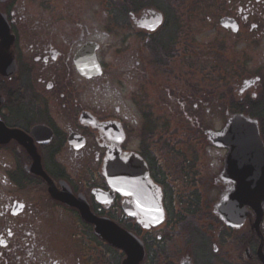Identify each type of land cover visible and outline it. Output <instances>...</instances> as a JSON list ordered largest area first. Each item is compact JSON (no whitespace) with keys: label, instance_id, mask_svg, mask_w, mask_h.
Listing matches in <instances>:
<instances>
[{"label":"flooded vegetation","instance_id":"1","mask_svg":"<svg viewBox=\"0 0 264 264\" xmlns=\"http://www.w3.org/2000/svg\"><path fill=\"white\" fill-rule=\"evenodd\" d=\"M185 1L191 0L0 4L14 36L9 60L16 68L9 77L0 74V120L26 135L58 191L67 184L76 198L87 200L94 215L138 238L144 249L140 264H264V201L260 232L253 229L257 214L247 208L239 225L226 223L219 214L218 205L231 187L220 176L230 149L201 144L205 148L196 152L185 147L179 142L181 121L159 132L161 118L197 119L196 112L230 118L240 113L259 121L264 145V0H193L194 15L183 14ZM215 18L217 25L211 28L229 38L250 35L256 42L259 37L255 70L249 68L248 48L242 47L246 39L240 46L235 42L232 50L228 47L233 42L213 43L216 36L210 43L203 39L206 45L201 47V36L185 30L196 21L212 24ZM223 19L235 21L239 31L223 28ZM88 44L97 45L102 71L92 78L77 68V56ZM200 71L209 78L211 95L206 100L184 97L185 80ZM248 80L255 83L246 88ZM137 96L145 114L137 108ZM208 148L223 152L217 163L208 162ZM132 158L145 165L138 178L149 191L111 186L107 166ZM0 162L9 166L1 179L4 185L43 191L49 203L40 196L37 204L25 205L14 216L19 199L0 192V264H125L123 249L96 237L77 210L51 199L49 183L31 174L34 159L17 140L0 145ZM21 178L32 185L20 186ZM96 191L105 198L98 199ZM149 204L158 207L160 217H149L154 212ZM41 214H54L55 222H40ZM41 228L52 231L45 246Z\"/></svg>","mask_w":264,"mask_h":264},{"label":"water","instance_id":"2","mask_svg":"<svg viewBox=\"0 0 264 264\" xmlns=\"http://www.w3.org/2000/svg\"><path fill=\"white\" fill-rule=\"evenodd\" d=\"M6 1L8 0H0V3H5ZM159 24L160 22L155 27ZM222 26L225 28L233 27L235 32L238 31L235 22L229 19L222 20ZM13 43L14 36L11 35V28L7 17L0 13V74L7 77L13 75L16 71L14 63L9 60V52ZM95 52L96 46L89 44L78 55V67L85 77L90 78L97 75L95 70L97 69L98 72V66L96 64ZM5 58H8L11 64ZM253 84L254 81L247 82L245 87L249 88ZM1 104L2 99L0 98V106ZM36 133L37 130L33 134L35 135ZM12 139L17 140L23 145L34 159L30 171L33 175L43 177L49 183V193L54 200L77 209L82 219L95 227V233L99 238L107 241L114 247L123 249L128 255L125 264H140L144 258V249L138 238L121 229L111 220L96 217L91 212L86 199L83 196L76 198L67 184L63 183L62 191H58L45 173L40 157L26 135L19 131L7 129L0 120V145L7 144ZM210 140L217 147L230 149L222 177L225 181L232 183L233 190L231 195L219 204V214L226 223L239 225L245 220L247 215L245 209L251 208L258 217L253 229L260 232L263 218L261 206L264 201V146L259 136L258 124L244 117L235 116L231 120L227 132H223L218 136L212 135ZM144 166L143 163L134 158L130 159L129 162H122L118 166L108 165L106 168L107 178L114 188L123 185L125 190L132 192H139L137 187H140L142 191H149V188L144 187L138 178L144 170ZM123 193L127 194L126 191ZM140 196L147 198L148 194L141 193ZM97 197L101 200L105 198V195L97 191ZM149 206L154 211L149 214L150 218L161 216L160 212L156 211L158 209L156 205L149 204ZM23 209V205H15L14 214L22 213Z\"/></svg>","mask_w":264,"mask_h":264},{"label":"rangeland","instance_id":"3","mask_svg":"<svg viewBox=\"0 0 264 264\" xmlns=\"http://www.w3.org/2000/svg\"><path fill=\"white\" fill-rule=\"evenodd\" d=\"M205 11H206V7H204ZM218 11V10H217ZM220 14H222V11H219ZM204 13V12H202ZM183 14L184 15H194L195 13H192V9L188 8V7H183ZM223 15H219V17H221ZM218 18H215V20L213 21L212 24L207 23V24H202L199 21H196L193 25V28H186L185 30L187 32H189L190 36L194 37H199L200 39V46L201 47H205L204 45H206L205 40H209V43L211 41L214 40L215 36H216V40L213 41L214 42H218V40H224V42L226 43V41L228 43L233 42L229 45V50H232V48L235 46L234 43L238 42V45L240 46L243 42L244 39H246V43L242 44V47H247L248 48V54H247V58H248V62L250 63V70L253 71V69L255 70L258 66H259V37H256V42H253L254 38L253 36H247L246 38H243L241 40L239 39H235V38H229L226 34H224L223 32H220L219 30L217 31L216 29L213 30V28H211V26L214 24V27L217 25L218 22ZM201 20V19H200ZM204 21V20H201ZM186 36H188V34H186ZM255 41V40H254ZM260 53L263 55L264 58V35L261 36L260 39ZM110 94H112V91L109 92ZM137 112V108L135 109ZM137 116V115H136ZM137 119H139V117L137 116ZM212 120H209V126H211L213 128V130H215L216 132H218L220 129L224 128V126L226 125V118L223 117H214L211 118ZM169 122V125L171 124L172 126H177V123H179V121L182 122V124H184L185 127V123H183L184 121H188L185 117H183L182 119H177V118H173V119H167ZM188 123H190L188 121ZM196 128V127H195ZM192 131L190 132L189 135L186 134V137H184L186 140H188L187 143H189L190 147H193L197 150H202L205 147H199L201 144H204L205 142V138L203 136V132L200 129H191ZM184 141V139H183ZM201 152V151H200ZM205 153L209 154L208 156V162L210 164L212 163H217V158H219L223 152H221V150H217L214 148H208ZM198 159H201V155H197ZM10 159V156H9ZM12 161V160H9ZM8 165H12L11 162H8ZM9 168V166L5 167L3 162H0V192H2L3 194H8L10 195H15L18 199L19 202H23L25 203L27 206H34L35 204H37L39 202V197L41 196V199H43L44 203L49 204L48 201H46V197L44 195H42L44 192L43 191H35L32 188H30L28 191L26 192H19L17 190H15L14 188H12L9 184L4 185V182L1 181V179L3 178V175L5 174L6 169ZM37 200V201H36ZM40 222H44V217L39 219ZM69 222H73L72 219H68ZM43 229V228H41ZM43 232V231H41ZM66 236V234H65ZM63 237V236H62Z\"/></svg>","mask_w":264,"mask_h":264},{"label":"trees","instance_id":"4","mask_svg":"<svg viewBox=\"0 0 264 264\" xmlns=\"http://www.w3.org/2000/svg\"><path fill=\"white\" fill-rule=\"evenodd\" d=\"M218 72V71H217ZM192 72L190 71V74ZM204 71H200L199 76H195L193 78H190L189 80H185L184 82V89H185V94L184 97L190 96L191 99L193 100H206V97L211 95V84L209 82V78L207 76L203 75ZM188 77H185L187 79ZM195 81V82H194ZM192 114V113H191ZM196 115L198 114L200 118H198V127L200 130L203 132L209 126V120L206 117H203V112H196ZM254 118V117H253ZM204 134V133H203ZM170 136V135H168ZM184 137H186V133L183 135L184 139V144L188 142ZM15 180V178H13ZM20 179V186H26V185H32L28 184L26 179ZM55 221V220H54ZM45 233V235L43 234ZM47 232H42L41 234V242H43L42 246L46 245V240H48L50 237L49 235L46 234Z\"/></svg>","mask_w":264,"mask_h":264}]
</instances>
